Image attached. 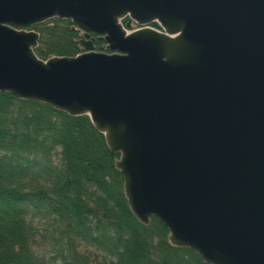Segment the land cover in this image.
<instances>
[{
  "label": "water",
  "instance_id": "obj_1",
  "mask_svg": "<svg viewBox=\"0 0 264 264\" xmlns=\"http://www.w3.org/2000/svg\"><path fill=\"white\" fill-rule=\"evenodd\" d=\"M51 18L102 50L39 58ZM0 92L87 116L169 245L264 264V0H0Z\"/></svg>",
  "mask_w": 264,
  "mask_h": 264
},
{
  "label": "trees",
  "instance_id": "obj_2",
  "mask_svg": "<svg viewBox=\"0 0 264 264\" xmlns=\"http://www.w3.org/2000/svg\"><path fill=\"white\" fill-rule=\"evenodd\" d=\"M30 28L41 59L80 52L69 20ZM116 158L87 116L0 92V264H206L135 219Z\"/></svg>",
  "mask_w": 264,
  "mask_h": 264
},
{
  "label": "flooded vegetation",
  "instance_id": "obj_3",
  "mask_svg": "<svg viewBox=\"0 0 264 264\" xmlns=\"http://www.w3.org/2000/svg\"><path fill=\"white\" fill-rule=\"evenodd\" d=\"M91 38H92V37H91ZM95 39H96V38H95ZM97 40H98V39H97ZM98 41H100V40H98ZM94 42H95V41H94V37H93V40H92L93 45H94ZM101 45H102V44H101Z\"/></svg>",
  "mask_w": 264,
  "mask_h": 264
},
{
  "label": "rangeland",
  "instance_id": "obj_4",
  "mask_svg": "<svg viewBox=\"0 0 264 264\" xmlns=\"http://www.w3.org/2000/svg\"><path fill=\"white\" fill-rule=\"evenodd\" d=\"M122 23H123V21H122ZM123 25H124V23H123ZM128 30V29H127Z\"/></svg>",
  "mask_w": 264,
  "mask_h": 264
}]
</instances>
